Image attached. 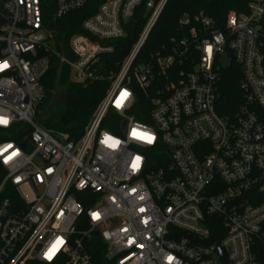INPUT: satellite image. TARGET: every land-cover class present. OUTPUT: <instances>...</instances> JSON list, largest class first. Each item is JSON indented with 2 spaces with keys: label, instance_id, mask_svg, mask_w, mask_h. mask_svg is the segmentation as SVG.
<instances>
[{
  "label": "built area",
  "instance_id": "built-area-1",
  "mask_svg": "<svg viewBox=\"0 0 264 264\" xmlns=\"http://www.w3.org/2000/svg\"><path fill=\"white\" fill-rule=\"evenodd\" d=\"M51 1L0 0V129H27L0 141V264H222L218 247L227 264H264V0L221 26L184 13L145 53L169 0ZM77 11L62 42L55 22ZM133 21L129 51L102 68ZM224 54L241 71L229 113L217 108ZM53 59L77 81H108L75 140L35 120Z\"/></svg>",
  "mask_w": 264,
  "mask_h": 264
},
{
  "label": "trees",
  "instance_id": "trees-1",
  "mask_svg": "<svg viewBox=\"0 0 264 264\" xmlns=\"http://www.w3.org/2000/svg\"><path fill=\"white\" fill-rule=\"evenodd\" d=\"M43 1H47L49 7L53 8L51 0ZM246 2L247 0H169L156 25L152 28L142 52L145 53L150 49H155L165 42L175 29L179 17L184 13H194L198 9L203 8L205 13L221 26L230 10L244 12ZM83 18V12L77 11L57 19L55 25L58 24V38L65 42L69 33L79 29ZM143 25L142 21H133L127 29V35L120 40L114 41V50L104 57L102 68H114V65L123 59L136 40ZM240 79V67L235 63H231L228 67L222 69L217 83V108L221 112H232L241 103ZM41 84L43 100L36 109V122L53 135L67 134L69 139L75 140L81 135L89 118L104 96L108 81L104 79L86 84L82 83L74 79L67 66L61 65L58 60L53 59L48 72L42 78ZM56 90L61 91L57 109L48 118L42 119L39 107L44 100H50ZM26 132L27 129L20 123L7 130L0 129V141L19 140ZM2 175L4 174L0 166V179ZM219 237L220 234L214 231L213 239L218 240ZM259 254L264 256V251L260 250ZM186 264L194 263L189 262Z\"/></svg>",
  "mask_w": 264,
  "mask_h": 264
},
{
  "label": "rangeland",
  "instance_id": "rangeland-1",
  "mask_svg": "<svg viewBox=\"0 0 264 264\" xmlns=\"http://www.w3.org/2000/svg\"><path fill=\"white\" fill-rule=\"evenodd\" d=\"M230 63V58L228 56H226L225 54L221 56V58L219 59V64L222 67H226L228 66ZM61 98V91L60 90H56L53 93V97L50 100H44L42 105L39 107V113H40V117L42 119H46L50 116V114L57 109V104L59 103Z\"/></svg>",
  "mask_w": 264,
  "mask_h": 264
},
{
  "label": "snow or ice",
  "instance_id": "snow-or-ice-1",
  "mask_svg": "<svg viewBox=\"0 0 264 264\" xmlns=\"http://www.w3.org/2000/svg\"><path fill=\"white\" fill-rule=\"evenodd\" d=\"M6 66H7V65H3V66H0V68H2V67H6ZM124 95L126 96L127 94L125 93ZM0 123H7V121H6V120H3V119H0ZM139 135L141 136V138H145V139H147L149 142H151V140H152V137L147 136V134H139ZM58 243H59V242H58ZM55 248H56V246L54 245V246H53V249H51L50 252H49V256H51V254L54 253Z\"/></svg>",
  "mask_w": 264,
  "mask_h": 264
},
{
  "label": "water",
  "instance_id": "water-1",
  "mask_svg": "<svg viewBox=\"0 0 264 264\" xmlns=\"http://www.w3.org/2000/svg\"><path fill=\"white\" fill-rule=\"evenodd\" d=\"M22 146L25 147V144L22 143ZM217 251H218L219 257H220V259L222 261V264H227L226 259H225V256H224L222 250L218 247L217 248Z\"/></svg>",
  "mask_w": 264,
  "mask_h": 264
}]
</instances>
